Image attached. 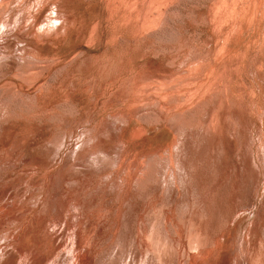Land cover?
I'll use <instances>...</instances> for the list:
<instances>
[{"label": "rangeland", "instance_id": "374dc122", "mask_svg": "<svg viewBox=\"0 0 264 264\" xmlns=\"http://www.w3.org/2000/svg\"><path fill=\"white\" fill-rule=\"evenodd\" d=\"M1 3L0 264H175L188 222L264 264V0Z\"/></svg>", "mask_w": 264, "mask_h": 264}, {"label": "bare ground", "instance_id": "6f19581e", "mask_svg": "<svg viewBox=\"0 0 264 264\" xmlns=\"http://www.w3.org/2000/svg\"><path fill=\"white\" fill-rule=\"evenodd\" d=\"M3 0H0V7H2L3 5H2V2ZM6 2V1H5ZM8 2V1H7ZM6 2V3H7ZM9 3V2H8ZM23 3V2H22ZM71 3V2H70ZM65 4V3H64ZM68 4V3H67ZM6 5V4H5ZM4 5V6H5ZM49 6V5H48ZM58 6H60L61 7V5H59V4H57V6H55V9L52 11V13L50 14V16H49V18L47 19V20H44L42 23H40V21H38L39 20V15H38V12H37V15L38 16H36V17H34V23H33V25L34 26H38V28L40 27L41 28V26H43L42 27V30L40 31V35L39 34H37L38 33V31L40 30V29H38V28H36V29H38V30H36L37 31V33H36V36L31 40V41H33V44L32 45H29V39H26V35L25 34H23V33H21V32H23V30H19V31H17V32H15V34H13L14 35V38L15 39H17V40H24L25 42H27L26 44H28L27 46H32L33 47V49L35 50V51H37V49L38 48H40L39 47V45L38 44H36L35 43V41H39V40H41L40 38H41V35L43 34L42 33V31L44 32L45 30L44 29H46L45 28V26L47 25V24H51L52 22L54 23V22H56V19H55V17H56V15H57V12H58ZM39 8V7H38ZM41 8V7H40ZM30 14H31V12H30ZM52 14H54V15H52ZM69 16V15H68ZM41 18V17H40ZM68 18V17H67ZM66 18V19H67ZM75 20V19H74ZM15 22V21H14ZM31 22V21H30ZM58 22V21H57ZM52 23V24H53ZM59 23V22H58ZM54 25H55V23H54ZM53 25V26H54ZM58 25H60V24H58ZM66 25H67V23H66V21H65V17H64V25H62V26H57V25H55V31H60V30H62V29H65V27H66ZM2 26L4 27L5 25L4 24H2ZM1 26V27H2ZM69 26V25H68ZM67 26V27H68ZM47 27V26H46ZM49 27V26H48ZM48 27H47V29H48ZM54 28V27H53ZM52 28V29H53ZM51 30V29H50ZM49 30V31H50ZM47 32V31H46ZM55 33V32H54ZM12 34V33H11ZM44 34H46V33H44ZM53 34V33H52ZM61 34V33H60ZM12 35V36H13ZM65 35V34H64ZM68 37V36H67ZM13 38V39H14ZM58 38H59V36H58ZM16 40V41H17ZM52 42V41H51ZM11 44V43H10ZM25 45V44H24ZM19 46H20V44H19ZM21 46H23V45H21ZM8 47H9V44H7V45H4L3 43H0V55H3V53H4V50L3 49H5V50H7L8 49ZM24 47V46H23ZM43 47H45V46H43ZM11 48V47H10ZM17 48V47H16ZM11 53H12V51H11ZM7 54V53H6ZM26 54V53H25ZM10 56V55H9ZM8 56V57H9ZM7 57V56H6ZM3 59V58H2ZM5 64V63H4ZM3 67V66H2ZM90 147V146H89ZM91 148V147H90ZM80 154V153H79ZM89 155V154H88ZM87 156H86V158H85V160L84 161H87ZM71 159V158H70ZM75 159V158H74ZM73 159V157H72V160H74ZM80 159V158H79ZM70 164V163H69ZM68 167V166H67ZM66 167V168H67ZM119 167V166H118ZM119 170V169H118ZM60 171V170H59ZM62 172V171H61ZM128 172V171H127ZM172 172H174V171H172ZM62 174V173H61ZM83 175V174H82ZM131 175V174H130ZM130 175L127 177V179H125V181L124 182H128V178H130ZM133 175V174H132ZM131 175V176H132ZM60 176V175H59ZM189 176V175H188ZM61 177V176H60ZM59 177V178H60ZM89 177V176H88ZM184 178V177H183ZM61 179V178H60ZM137 179V178H136ZM57 180V179H56ZM121 180V179H120ZM123 180V179H122ZM76 181V180H75ZM88 182H89V180H88ZM182 182V181H181ZM125 183V184H126ZM77 184H78V182H77ZM186 184V183H185ZM138 188V187H137ZM88 190V189H87ZM56 193V192H55ZM63 195V194H62ZM153 195V194H152ZM81 196V195H80ZM79 196V197H80ZM72 197V196H71ZM155 198V197H154ZM171 199H172V197H170ZM60 200V199H59ZM61 201V200H60ZM75 202V203H74ZM73 203H74V206L75 207H78L80 210H81V215L83 214V212H84V210H85V205L83 206L81 203H79L77 200H75ZM172 202H173V200H172ZM61 203V202H60ZM70 203V202H69ZM85 204V203H84ZM175 204V203H174ZM58 205V204H57ZM72 205V204H71ZM171 205H172V203H171ZM59 206H60V204H59ZM65 206V205H64ZM73 207V206H72ZM172 207V206H171ZM59 208V207H58ZM73 209H76V208H74L73 207ZM59 210V209H58ZM242 210H244V208L242 209ZM75 211V210H74ZM78 212H80L79 210H78ZM77 212V213H78ZM163 212V210L161 211V213ZM165 212V211H164ZM58 213V212H57ZM75 214H76V212H74ZM193 213H195V212H193ZM74 214V215H75ZM164 213H162V216L164 217V215H163ZM166 214V213H165ZM173 214V213H172ZM58 215V214H57ZM79 215V214H78ZM77 215V216H78ZM196 215V214H195ZM80 216V215H79ZM78 216V217H79ZM85 216V215H84ZM174 216V215H173ZM187 216V215H186ZM192 216V215H191ZM69 217H70V215H69ZM190 217V216H189ZM75 218V217H74ZM85 219V218H84ZM89 219V218H88ZM163 219V218H162ZM167 219V218H166ZM46 220V219H45ZM70 220V219H69ZM173 220V219H172ZM188 220H191V217H190V219H187V222H188ZM261 220V219H260ZM162 221V220H161ZM184 221V220H183ZM77 222H78V218H77ZM79 222H81V220L79 219ZM157 222V221H156ZM164 222L166 223V221H165V219H164ZM164 223V224H165ZM201 224H203V223H201ZM73 225H76V223L74 224L73 223ZM81 225V224H80ZM172 225V224H171ZM192 225L193 224H191L190 225V223L188 222L187 223V225L183 228V230H179L180 231V234L179 235H177V236H175V238H176V241L174 240V242H176L175 243V248L172 246V248H174V250H175V257L174 258H176V262H175V264H181V258L182 257H185L186 258V256H187V258H188V260L187 261H185L186 263L185 264H210L208 261L209 260H212L211 258H213L214 259V261H215V263L214 264H219V256L217 255V252L215 251V250H217V248H215V249H211V247H210V249H209V247L207 246V244L209 243H211V242H207L206 241V239H204V238H202L201 237V235H199L194 229H193V227H192ZM173 226V225H172ZM171 226V227H172ZM77 227V226H76ZM78 227H80V226H78ZM77 227V228H78ZM177 227V226H176ZM202 227V226H201ZM73 228V227H72ZM74 228H75V226H74ZM81 228V227H80ZM199 228V227H198ZM157 229V228H156ZM81 230H82V228H81ZM85 230V229H84ZM158 230H159V228H158ZM73 231V230H72ZM174 232H175V230H173ZM95 232V231H94ZM173 232V233H174ZM84 233V232H83ZM104 233V232H103ZM141 234H140V236H142V239H141V241H142V243H144V245L143 246H145V248L147 249V251H150L151 253H152V255L155 257V259L157 260L156 262H158V264H167V262H166V260L164 259L165 258V256H166V253L167 252H169L168 250V247H171L170 245H169V239H171V238H169L170 236L169 235H167V238H164V239H162L159 235L161 234V233H157V234H159V235H157L155 232H145L144 230L142 231V232H140ZM163 234V233H162ZM174 234H177V233H174ZM173 234V235H174ZM164 235H166L165 233H164ZM248 235V234H247ZM247 235H246V237H247ZM250 235H252V233H250ZM254 235V234H253ZM252 235V236H253ZM9 236V235H8ZM71 236H73V242L75 243V244H77L78 246H79V244H81V240H82V236H81V231H80V229L78 228L77 230H75V232L73 231V234L71 235ZM245 236V235H244ZM13 237H15V236H13ZM97 237V236H96ZM205 238H206V236H204ZM26 238V237H25ZM54 238V237H53ZM91 238V237H90ZM90 238H88L87 240L88 241H90ZM94 238V237H93ZM173 238H174V236H173ZM174 238V239H175ZM208 238V237H207ZM226 238V237H225ZM250 238H252V237H250ZM86 239V238H85ZM6 240V239H5ZM95 240V239H94ZM148 240V241H147ZM172 240V239H171ZM208 240V239H207ZM210 241L212 240V239H209ZM216 240V239H215ZM8 241H10V240H8ZM12 241H14V240H12ZM11 241V242H12ZM92 241V240H91ZM147 241V242H146ZM150 241H151V243H150ZM214 241V240H213ZM219 241V240H218ZM95 242V241H94ZM97 242V241H96ZM173 241H172V243H174ZM224 242V241H223ZM246 242H247V240H246ZM249 242H250V240H249ZM87 243V242H86ZM213 243V242H212ZM92 244H94V243H92ZM214 244V243H213ZM212 244V245H213ZM12 245V244H11ZM77 245H75L76 247H77ZM169 245V246H168ZM173 245V244H172ZM211 245V246H212ZM224 245V244H223ZM90 246H91V244H90ZM246 246V245H245ZM213 247H215L214 245H213ZM219 247V246H218ZM247 247H249L248 245H247ZM171 248V249H172ZM85 250V249H84ZM221 250H222V248L220 249V251L219 252H221ZM246 250H248V248L246 249V248H244L243 250H241V248H240V252H241V254H240V257L243 259V264H249L250 262H251V264H262L261 263V261H260V259L258 258V254L257 255H252L250 252L249 253H247L246 252ZM80 251V250H79ZM171 251V250H170ZM173 251V250H172ZM188 251H196V252H198L199 253V257H192V256H189L188 255ZM81 252V251H80ZM174 252V251H173ZM222 252H223V250H222ZM94 253V252H93ZM95 254V253H94ZM142 254V253H141ZM169 254H170V252H169ZM173 254V255H174ZM243 254V255H242ZM261 254V253H260ZM143 255V254H142ZM168 255V254H167ZM219 255H221V253L219 254ZM40 256V255H39ZM243 256H244V258H243ZM260 256V255H259ZM80 257V256H79ZM149 257V256H148ZM167 257V256H166ZM211 257V258H210ZM38 258V257H37ZM43 259V258H42ZM145 259V258H144ZM262 259V258H261ZM149 260V259H148ZM147 260V261H148ZM169 260V259H168ZM184 260V259H183ZM236 260V259H235ZM33 261V260H32ZM37 261V260H36ZM81 261H84V256H82L81 257ZM38 262V261H37ZM33 263V262H32ZM34 263H36V262H34ZM33 263V264H34ZM20 264H23V262L21 261L20 262ZM142 264H145V262H143V260H142ZM148 264V263H147Z\"/></svg>", "mask_w": 264, "mask_h": 264}]
</instances>
